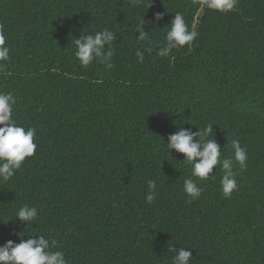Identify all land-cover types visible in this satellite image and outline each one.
<instances>
[{"label":"trees","instance_id":"obj_1","mask_svg":"<svg viewBox=\"0 0 264 264\" xmlns=\"http://www.w3.org/2000/svg\"><path fill=\"white\" fill-rule=\"evenodd\" d=\"M148 3L0 0L10 48L0 91L14 94L17 122L37 129L35 155L0 183V218L24 203L39 208L28 227L0 222V245L25 230L57 240L68 264H170L173 245L190 250L192 264H264V0H239L228 13L193 0ZM177 11L199 35L161 58ZM156 12L163 19L145 25L152 43L138 42L136 23ZM104 27L117 36L113 67H81L72 37ZM138 47L152 48L143 63ZM208 123L224 156L232 139L246 146L248 168L234 162L239 190L229 198L219 166L215 180L192 177L203 192L189 203L190 166L165 143L178 126ZM148 179L158 189L150 205Z\"/></svg>","mask_w":264,"mask_h":264},{"label":"clouds","instance_id":"obj_2","mask_svg":"<svg viewBox=\"0 0 264 264\" xmlns=\"http://www.w3.org/2000/svg\"><path fill=\"white\" fill-rule=\"evenodd\" d=\"M151 2L152 0L147 4V9ZM238 2L239 0H193V3L202 8L220 13L236 11ZM128 3L133 8L145 6V0H128ZM144 15L135 25V33H139L138 36L136 35V40L150 45L152 40L149 31H145V25L162 20L164 13H154L153 21H146ZM168 25L170 26L164 34L163 45L158 47L156 52L161 58H171L173 50L186 45L191 49L195 38L199 35L195 30H190L184 13L180 11L174 12V17ZM116 40V32L108 27L98 31L81 32L78 38L71 39L73 55L83 68L97 62L104 65L105 70H110L116 53ZM6 41L4 25L0 24V64L10 60V48ZM151 52V47H144L143 51L139 47L136 48L137 63H143L145 53L151 54ZM15 104L16 98L11 91H0V183L10 181L21 170L26 158L33 157L37 151V143L34 142L37 129L17 122L13 114ZM214 125L208 123L202 129L198 126V131L178 126L174 133L168 135L165 143L171 154L173 149L183 154L184 158L181 161L190 166V175L183 181V191L189 198V203L199 199L203 192V188L192 177L199 180L209 178L215 180L214 169L219 166L222 173L219 181L221 195L229 198L233 192L239 190L236 179L238 173L233 170L234 162L239 165V172H244L248 168L246 146H242L238 139H232L230 142L232 156H224L222 149L225 145L222 148L215 138H210ZM147 188L146 203L150 205L157 197L156 180L148 179ZM38 216L37 206L24 203L16 209L14 216L7 219L0 218V222L7 223L9 219L18 218L28 227L29 224L37 221ZM14 234L19 237L18 243L9 239L0 245V264H68L57 240L43 234L27 235L25 230ZM170 250L174 253L170 264H192L193 257L190 250L175 245L171 246Z\"/></svg>","mask_w":264,"mask_h":264}]
</instances>
